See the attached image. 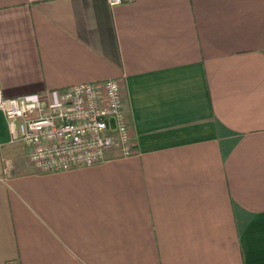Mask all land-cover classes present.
Returning <instances> with one entry per match:
<instances>
[{
  "label": "crops",
  "instance_id": "crops-1",
  "mask_svg": "<svg viewBox=\"0 0 264 264\" xmlns=\"http://www.w3.org/2000/svg\"><path fill=\"white\" fill-rule=\"evenodd\" d=\"M109 78L130 156L39 172L0 111V264H264V0H0L6 96Z\"/></svg>",
  "mask_w": 264,
  "mask_h": 264
},
{
  "label": "built area",
  "instance_id": "built-area-1",
  "mask_svg": "<svg viewBox=\"0 0 264 264\" xmlns=\"http://www.w3.org/2000/svg\"><path fill=\"white\" fill-rule=\"evenodd\" d=\"M118 5L130 0H108ZM44 95L9 97L0 82V111L12 141L27 148L39 172H58L102 162L109 149L136 153L135 134L123 98V79L85 82Z\"/></svg>",
  "mask_w": 264,
  "mask_h": 264
}]
</instances>
